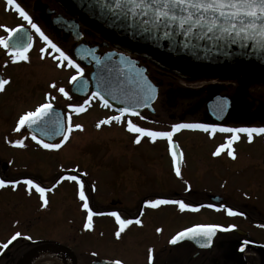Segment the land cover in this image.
<instances>
[{"label":"flooded vegetation","instance_id":"1","mask_svg":"<svg viewBox=\"0 0 264 264\" xmlns=\"http://www.w3.org/2000/svg\"><path fill=\"white\" fill-rule=\"evenodd\" d=\"M16 3L20 4L42 32L65 52L72 64L78 66L79 71L60 58L59 53L40 38L14 6L8 5L7 0H0V26H4L0 27V39L9 46L5 48L0 45V79L8 81L4 90L0 91V142L9 145L7 148L12 155L0 164V179L9 182L20 181L15 188L8 183L0 187V190L14 194L18 192V187L22 186L25 188L24 192L22 190L24 196V193H29V189H35L23 183L26 178L22 177V174L25 172L11 173L10 162L22 159L24 146L34 147L49 156L59 153L84 131L86 121L83 119L93 114L90 113L93 110L103 114L91 122L95 131L113 128L126 131L129 153L123 155H135L136 164L130 167L127 163L124 166L126 168L121 174L123 179L119 182L122 184L125 181V186L137 181L138 187L148 188L158 194L156 186L161 174L157 169L158 174L150 171V168H145L155 164L152 158L148 157L146 148L156 152L154 155L158 153L160 157L166 156L170 164L168 172L173 175H176V168H179L180 174L187 171V152L190 160L203 172L214 167H220L229 174L241 173L248 169H264V133H253L250 142L247 133L220 131L221 128L264 127V70L191 72L185 67L171 69L164 64H154L153 58L149 61L152 62L150 70V66L139 58L141 53L137 52L138 55L134 58L129 56L128 59L133 61L137 68H144L146 78L156 87L152 111L139 109L133 114L117 113L100 104L93 95L90 75L95 63L103 57L114 53L127 54L134 49L116 42L93 24L80 18L61 0H16ZM10 28L20 30L9 35L6 29ZM29 36L31 47L25 53L28 60L17 58L13 62L15 48L28 44ZM55 71L68 73L66 78H59L61 81H57L58 85V74ZM73 76L77 78L72 80ZM64 79L69 81L66 88L61 84ZM80 79L85 80L87 85L84 97L80 95L84 92L83 89H79L75 94L71 93L72 84ZM193 83L204 85L192 88ZM60 88L65 90L67 96L59 91ZM44 103L52 105L44 119L30 125V129L26 124L21 126L19 131L14 130L20 116L34 111ZM155 103L159 104L158 112L153 108ZM81 106L83 110L77 111ZM167 110H170L168 114ZM166 117L168 121L161 122V128H165L160 131H171L172 125L182 123L209 125L214 126V129H180L172 135L171 148L167 138L158 137L153 141L147 136H140V142H135L140 134L129 130V121L136 127L150 129L147 122H151L153 118L166 121L163 119ZM104 120L108 122L98 128L96 125ZM77 124L81 125L80 129L75 128ZM69 125L72 126L70 132ZM65 134L68 135L67 141H64ZM33 136L36 137L35 140ZM18 140L23 146L15 144ZM43 143H61V147L45 149ZM217 148H221L220 154L213 155ZM229 150L234 152L235 159L228 155ZM173 152L177 156L175 165ZM22 161L28 168V160L24 158ZM84 173L79 167H73L72 171L68 170L67 176L76 175L83 184L87 202L94 213L92 227H84L87 222V210L82 207L84 201L79 198L80 185L60 173L51 184L42 186L51 189L45 193V197H52L59 186L65 183L74 187L76 204H47L43 207V204H23L26 210L20 211L18 208L21 204L0 202V227L10 224L9 228H0V246L7 243L14 234H21L6 248L0 247V264H63L55 259L34 261V256L44 249L62 252L54 247L69 251L72 256L63 253L71 260V264H113L116 260L122 264H264L263 200L238 204L225 193L211 196L204 194L194 201L195 204H191L195 197L185 202L196 208L195 211H181L178 204L170 203L153 208L144 203L120 204L112 202L113 199L108 204H93L96 186L92 180L91 183L85 181ZM9 176L16 178L6 179ZM106 182L110 183L113 189L115 185H119L113 179L109 178L108 181L107 177ZM258 182L261 184H258L260 188L264 186L260 179ZM122 185L124 186V182ZM185 195L191 198V191L169 197L158 195L154 198L181 201L185 199ZM94 202L96 203V200ZM235 205L243 206L247 212H239ZM229 208L236 214L229 215ZM113 212L121 219L133 221L132 224L123 226L119 238L116 232L120 231L122 226L116 217L111 215ZM137 219L141 221L140 224L135 223ZM196 225L219 227L210 237L186 236L176 243H171L177 233ZM61 232L66 233L62 239L59 238ZM30 252H33L32 256L27 259Z\"/></svg>","mask_w":264,"mask_h":264},{"label":"rangeland","instance_id":"2","mask_svg":"<svg viewBox=\"0 0 264 264\" xmlns=\"http://www.w3.org/2000/svg\"><path fill=\"white\" fill-rule=\"evenodd\" d=\"M151 63L147 62L146 64L150 66ZM153 63L164 64L167 67H171V69H175L173 66L161 62L158 58L153 59ZM151 66L149 67L150 70H152ZM55 72L58 74V79L56 80V84L58 85L57 81H61L59 78H66L68 73H64L62 71ZM61 84L62 86L65 85L64 87L66 88L69 85V81L64 79ZM201 85L204 84L193 83L192 88H196ZM153 108L156 112L160 111L159 104L157 103H155ZM169 112L170 110H167L166 113L168 114ZM90 113L93 114H89L83 119L86 121L84 124L86 128L79 135L80 137L78 136V138H74L72 143L67 145L59 153L49 156L45 155L44 152L38 151L39 149L24 146L21 155L22 159L25 158L28 160V168L24 166V162L20 158L19 160L10 162L12 163L10 170L11 173L18 174L25 172L22 174V177L32 179L35 184H39L42 187L44 185L48 186L51 184L60 173H64V176L67 178L68 170L72 171L73 167L74 169L79 167L80 170L86 173L85 181L89 182L92 180L96 186V193L95 196H93L96 203L92 199L93 204H108V202L112 199V202H120V204H146L145 202L148 200H156L154 197L158 195L169 197L173 194L181 195L186 191H191V198L185 195V199H182L181 201L188 202L189 199H194L195 197L191 204H195L194 201L204 194L211 196L222 193L228 195L233 202L238 204H241L242 202L249 204L250 201L252 202L258 199L264 201V186L261 188L258 186V184H260L258 182L259 179L262 184H264V169L261 171L248 169L242 171L241 173L229 174L220 167H214L210 171L203 172L197 164H194L190 160L188 152L185 164V169L187 171H184L179 176H176L175 174L173 175L168 172L170 164L166 156L160 157L158 153L154 155L156 152L154 153L146 148V153L149 155L148 157L152 158V161L153 163L155 162V164L152 166H145V168H150V171H154L158 174L156 172L157 169L159 174H161V177H158L159 183H157L156 186V192L158 194L153 193L152 190H149L148 188L138 187L137 181H135L134 184H132V182L128 183L127 186H125L126 182L123 181V186V182L121 184L119 181L123 179L121 174L126 168L124 166H126L127 163L130 167L136 164L135 155H123L125 153H129V142L127 141L128 139H126V131L121 128L95 131L91 122L103 114L95 110ZM163 119L166 121H159L158 119L153 118L150 120L151 122H147L148 127L156 131L164 130L165 127L161 128L163 127L161 126V122L167 123L168 119L167 117ZM1 130L4 129L1 128ZM7 147H9V145H3L0 142V164L12 156L10 149ZM13 157H16V155H13ZM97 166L101 167L98 168ZM131 176L128 179H130ZM106 177L108 181L109 178L113 179V181L119 185H115L113 189L112 185L106 182ZM12 178L15 179L16 176L6 177V179L9 180H12ZM22 190L23 192L25 190L22 186L18 187V192L14 194L7 190H0V202L4 201L6 204H21L18 208L20 211H22V209L26 210V206L23 204L44 203L40 199V194L35 189H29L31 192L28 190L29 193L27 192V195L24 193V196ZM74 191L75 190L72 185L63 183L55 191L52 197H46L48 201L47 204H76L74 202ZM238 206L235 205L236 210L239 212L241 211L242 213L247 212L246 208L241 205ZM9 226L10 224L8 226L1 225L0 228H9ZM55 235L56 237L58 236V234ZM65 235L66 233L61 232L59 238L62 239ZM50 260L44 259L38 261Z\"/></svg>","mask_w":264,"mask_h":264},{"label":"water","instance_id":"3","mask_svg":"<svg viewBox=\"0 0 264 264\" xmlns=\"http://www.w3.org/2000/svg\"><path fill=\"white\" fill-rule=\"evenodd\" d=\"M61 1L80 18L87 20L116 42L140 50L177 69L185 67L191 72L206 70L222 73L229 69L239 72L264 70V43L259 42V38L244 41L234 34L202 32L198 28H193L188 35H184L187 26L181 28L178 23L170 27L160 25L151 15L141 16L140 9H134L127 0ZM117 3L120 4L119 7L116 6ZM145 19L149 23H143ZM144 72L143 68H137L133 61L123 55H107L93 66L90 75L93 95L100 103L116 112L121 113V109H125L123 112L128 114L136 113L139 109L151 112L156 87L149 83ZM79 89L84 90L80 94L84 97L87 92L85 80L73 83L71 93L75 94ZM44 118L45 115L41 117ZM29 126L27 125L30 129ZM54 248L72 256L65 248ZM32 253L26 258L30 259Z\"/></svg>","mask_w":264,"mask_h":264},{"label":"snow or ice","instance_id":"4","mask_svg":"<svg viewBox=\"0 0 264 264\" xmlns=\"http://www.w3.org/2000/svg\"><path fill=\"white\" fill-rule=\"evenodd\" d=\"M128 3H131L133 8L140 9L139 14L141 16H149L151 15L154 18V21L160 25L165 27H170L173 24L178 23L181 28L186 27V31L184 35H188L193 28H198L200 31L204 32H218L220 34L232 35L234 34L236 37H242L244 41L248 40H257L259 38V42L264 43V0H127ZM8 5H12L15 7V10L20 14V16L29 23L32 29L35 30L36 33L39 34L40 38L45 41L47 45L50 46L56 53H59V57L66 60L73 67L78 66L72 64V60L62 51L55 43H53L48 36L41 31V29L32 22L29 15L24 11V9L20 6V4L16 3V0H7ZM120 6L119 3L116 5ZM143 23L147 24L149 21L145 19ZM4 27V26H0ZM19 28H10L6 29L9 35L13 32L19 31ZM27 35V34H25ZM29 43L22 46L16 47L12 56L13 62L16 61L17 58L19 60H28V57L25 53L31 47V37H28ZM0 45H3L5 48L9 46L5 43L3 39H0ZM44 49H41L43 52ZM43 58V57H42ZM59 66V65H58ZM77 77L73 76L71 79L75 80ZM7 80L0 79V91L4 90V85L7 84ZM55 85H53L54 87ZM149 89L151 86L149 85ZM59 91L64 93L67 96V93L63 88H60ZM95 95V94H94ZM87 103V101H85ZM106 103V102H105ZM52 105L49 103H44L39 105L34 111H29L20 116L19 121L16 126V131H19L21 126L24 125H32L36 124L38 120L41 119L44 115L47 114V111L51 109ZM223 105H221V108ZM82 106L77 108V111H82ZM121 111H126L125 109H121ZM118 119V118H117ZM107 120L100 121L96 126L99 128L101 124L107 123ZM130 131H135L139 133L136 137V143L140 142V136H147L153 141L156 138H167L169 141L170 148L172 147V135L174 132L180 129H203L204 131H208L210 127L209 125L202 124H192V123H182L172 125L171 131H153L146 128H140L133 125L130 121L128 124ZM75 128L80 129L81 125H75ZM69 132L72 130V126L69 125ZM220 131L224 132H232V133H247L249 141L251 142L253 133H264V127L262 128H221ZM238 137H233L236 139ZM35 140L36 137L33 136ZM68 140V135H64V141ZM38 143H42L41 141H37ZM63 143V141L61 142ZM61 143H43L42 146L45 149H59L61 147ZM17 146H23L21 141H15ZM221 148H217V150L213 153V155H219ZM228 155L235 159L234 152L232 150L228 151ZM177 162L176 153L173 152V164L175 165ZM176 175H180L179 168H176ZM64 179V177H61ZM67 179L75 181L80 185L79 198L81 201H84L82 207L87 210V222L84 224L86 229H90L92 227L91 220L94 215L92 209L89 207L87 202V198L83 191V184L80 182L76 175H72L67 177ZM11 183L12 186H15L20 183V181H5L4 179H0V187L6 186V184ZM25 185L34 187L35 190L40 194V199L44 202L43 206H46L48 201L45 197V193L50 191L51 189H46L41 187L39 184H35L32 179H25L23 181ZM148 206L153 208L164 205V204H178L181 211L185 209H191L193 211L197 210L193 208L189 204L183 201H175V200H148L145 202ZM209 207H213L209 205ZM223 207V205H221ZM96 215H100L102 213H95ZM229 215H235L230 208L228 209ZM111 215L115 216L117 222L122 226L120 231L116 232L117 238L120 237L121 232L123 231V226L130 225L133 223L132 220L129 219H121V217L113 212ZM136 224H140L141 221L139 219L135 220ZM218 225H196L193 228L185 229L182 232H179L174 236L171 240V243H176L177 240L183 239L186 236L188 237H210L218 228ZM160 231V229H157ZM20 233L14 234L7 243L0 247H7L13 240H15ZM30 239V237H29ZM95 255V254H94ZM149 260L151 261V255L149 256ZM113 264H122L121 261L116 260Z\"/></svg>","mask_w":264,"mask_h":264},{"label":"bare ground","instance_id":"5","mask_svg":"<svg viewBox=\"0 0 264 264\" xmlns=\"http://www.w3.org/2000/svg\"><path fill=\"white\" fill-rule=\"evenodd\" d=\"M44 259H55L63 264H71V260L63 252L55 251L53 249H44L34 256V261Z\"/></svg>","mask_w":264,"mask_h":264}]
</instances>
